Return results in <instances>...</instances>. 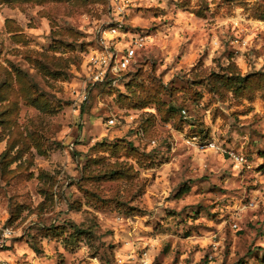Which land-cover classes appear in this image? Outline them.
<instances>
[{"label": "rangeland", "instance_id": "obj_1", "mask_svg": "<svg viewBox=\"0 0 264 264\" xmlns=\"http://www.w3.org/2000/svg\"><path fill=\"white\" fill-rule=\"evenodd\" d=\"M263 16L264 0H0L4 256L264 264ZM122 17L148 41L75 111L86 54ZM232 72L248 94L217 77Z\"/></svg>", "mask_w": 264, "mask_h": 264}, {"label": "built area", "instance_id": "obj_2", "mask_svg": "<svg viewBox=\"0 0 264 264\" xmlns=\"http://www.w3.org/2000/svg\"><path fill=\"white\" fill-rule=\"evenodd\" d=\"M128 45L120 48L123 42L128 41ZM148 41L147 35L143 33H134L125 26L123 17L115 19L107 28L101 31L96 44L89 49L86 54L83 68L85 80L78 95L74 98L73 108L78 110L81 105L87 101V89L90 84L103 81L109 74L118 76L119 73L129 65L137 54V51L144 47ZM117 120L109 119L110 124H116ZM188 143L198 150H216L222 152L228 158L236 163V167H250L247 157L243 153H235L228 148L223 147L213 138H202L198 135H192ZM6 218L0 209V264H12L5 256L6 246H9V240L13 231L6 224Z\"/></svg>", "mask_w": 264, "mask_h": 264}, {"label": "trees", "instance_id": "obj_3", "mask_svg": "<svg viewBox=\"0 0 264 264\" xmlns=\"http://www.w3.org/2000/svg\"><path fill=\"white\" fill-rule=\"evenodd\" d=\"M258 18L264 20V16ZM228 74L226 75L225 73L217 77H219L218 79L221 82H224L227 85V87H231L235 94L237 95L248 94L247 89L249 88L250 85V81L252 77L251 74L241 75L240 73L237 72H232L229 75Z\"/></svg>", "mask_w": 264, "mask_h": 264}]
</instances>
